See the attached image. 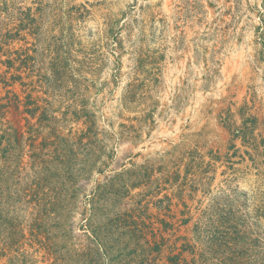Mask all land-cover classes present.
Listing matches in <instances>:
<instances>
[{
	"label": "rangeland",
	"instance_id": "rangeland-1",
	"mask_svg": "<svg viewBox=\"0 0 264 264\" xmlns=\"http://www.w3.org/2000/svg\"><path fill=\"white\" fill-rule=\"evenodd\" d=\"M264 264V0H0V264Z\"/></svg>",
	"mask_w": 264,
	"mask_h": 264
},
{
	"label": "trees",
	"instance_id": "trees-1",
	"mask_svg": "<svg viewBox=\"0 0 264 264\" xmlns=\"http://www.w3.org/2000/svg\"><path fill=\"white\" fill-rule=\"evenodd\" d=\"M173 264H178V262H173Z\"/></svg>",
	"mask_w": 264,
	"mask_h": 264
}]
</instances>
